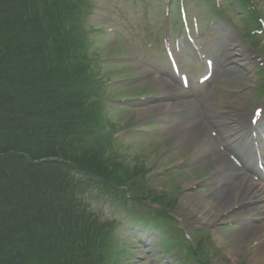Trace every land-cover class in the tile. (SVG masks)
<instances>
[{"label": "trees", "instance_id": "1", "mask_svg": "<svg viewBox=\"0 0 264 264\" xmlns=\"http://www.w3.org/2000/svg\"><path fill=\"white\" fill-rule=\"evenodd\" d=\"M227 1L257 19L253 0ZM87 2L0 0V264H131L130 230L100 209L125 205L143 227L157 212L146 202L164 201L126 170L122 108L102 106L119 99L105 86L116 65L88 51Z\"/></svg>", "mask_w": 264, "mask_h": 264}, {"label": "rangeland", "instance_id": "2", "mask_svg": "<svg viewBox=\"0 0 264 264\" xmlns=\"http://www.w3.org/2000/svg\"><path fill=\"white\" fill-rule=\"evenodd\" d=\"M188 1L184 10L188 14L190 36L203 49L205 57L215 63L211 79L206 86H200L196 81L205 74L207 68L199 63L191 50L184 49L187 41L179 35L182 24L178 3H175V14L170 24L174 29L171 30L167 25L168 17L164 14L166 4L168 5L166 0L161 5L158 0H88L90 16L86 22H89V28L94 27V30H89L86 35L91 43L88 51H99L102 59L100 63L111 62L116 65L113 70L114 79L105 86L114 90L113 96L119 99L108 98V101L102 104L103 110L106 114L113 115L116 110L112 105L122 108L123 122L119 125L124 127L125 122L129 121L130 126L127 128L136 131L131 137H138L142 142L139 144L128 140L129 134L115 137L122 150L134 156L126 155L132 160L126 170L131 171L133 167L145 170V173L141 174L147 180V183L142 184L143 189L144 185H147L157 195L163 194V197L174 199V204L170 201L168 213L180 221L184 233L211 229L212 235L206 233L201 234V238H196L197 242L203 240L201 244L210 249L209 264H260L254 262L258 257L257 249L261 246L260 243H254L247 237H243L244 241L238 240V236H243L242 232H245L246 236L252 232V235L256 234V221L251 218L254 214L252 204H261L260 201L250 199L248 203L252 209L246 207L230 213L228 211L231 209H228L226 215L223 213L224 215L218 216L216 222L210 220V216L216 214L221 207V200L215 191L217 170L208 165L205 159V155L208 156L212 148L227 149L222 135L218 138L211 135L212 131L218 133L216 125L212 124L213 111L219 110L221 114L216 122L228 124L222 126L223 131L231 128L240 136H244L248 128L246 118L253 114L256 107H260V88L264 87V76L257 72L264 68L257 63L258 52L253 50L252 44L241 34L257 27L255 23L246 25L240 17H235L225 7L222 9L223 15L213 16V11L225 5L223 0H196L195 3ZM202 2L209 5L208 10H203L200 6ZM258 2L263 8L264 1ZM227 18L232 20V24L228 23ZM175 28H178L177 32ZM117 36L121 38L120 46L115 41ZM168 39L171 41L168 43L169 47L175 51L176 62L192 80L188 89H184L181 82L171 75L166 44L163 45ZM177 43L179 45L176 46ZM107 47L111 51H105ZM257 51L264 54V40L258 44ZM253 55L256 60L252 58ZM130 61L133 64H129ZM237 65H244L246 68L244 70ZM122 68L123 70L119 71ZM108 71L111 72L112 68ZM123 74L132 76L123 78ZM168 83L174 87L173 90ZM140 96L144 98L138 99ZM189 103L198 108L197 117L186 120L170 118L169 114L174 109ZM239 123L242 124L241 127ZM203 124L212 126L210 130L205 131ZM127 128L124 130L127 131ZM197 133L199 139L193 144L190 136ZM146 137L150 138L145 141ZM123 144L128 146L127 149ZM195 149L202 151L200 157L195 154ZM203 173L210 175L201 179ZM187 195L203 197L213 212L206 211L193 199L187 202ZM239 200L240 195L236 192L234 201L238 203ZM100 211L105 218L122 223L120 230L126 233L124 217L128 211L127 206L116 208L107 204ZM237 214H241L242 218H238ZM222 217L227 219L223 220V226L222 220H219ZM152 220L156 228L153 234L160 238L159 232L167 233V239L177 242L163 253V258L156 260L147 248H137L132 264H181L187 260L188 263L194 264L187 258V248L179 242L183 238L177 226L170 227L167 231V227L158 225L159 217L152 215ZM123 238L128 240L130 246H137V240L134 241L129 232L124 234ZM194 242L197 244L195 240ZM240 245L246 247L245 253L233 254L231 248ZM214 252H217L219 257H216Z\"/></svg>", "mask_w": 264, "mask_h": 264}, {"label": "bare ground", "instance_id": "3", "mask_svg": "<svg viewBox=\"0 0 264 264\" xmlns=\"http://www.w3.org/2000/svg\"><path fill=\"white\" fill-rule=\"evenodd\" d=\"M165 83H166V81H165ZM160 84H161V82H159V85ZM168 84L171 87V90H173L174 87L170 83H168ZM212 115H213L212 118H214V116L216 115L217 117L215 119H217L219 117V112H215ZM196 135H193L192 137L190 136V141H194L193 144H195V141H197L199 139V138L197 139L199 134L197 136ZM230 141H231V139H229V142ZM240 154L244 155V153H241V152H240ZM211 158L213 159V160L209 161L211 165H216L217 167L222 166V165H227L228 170L231 169V166L228 164V162H226L225 158L223 157V155L221 153H215L213 156H211ZM250 170L252 171L251 168H250ZM224 172L225 171H223L222 173H224ZM217 188H218V190L221 188V191L219 193V198L221 200V204H220L221 207H219V210L216 211L217 212L216 214H213L212 216L209 215L210 216L209 219L216 222L218 216L220 217L228 209H231L232 207H235L238 204L240 206H242V208L247 207V208L252 209V207H253L252 212L254 211V214L251 215V218H253L254 222L256 221L255 222V226L257 227V231H255L256 234L252 235L253 234V232H252L251 234H248L246 236L245 232H242L241 234L243 236L242 237L238 236L239 237L238 240H239V242H240V240L244 241L242 239L247 237L248 240H249V238H251L254 243H260L261 246H259L257 249L258 257L256 260H254V262L264 264V242H262V240L264 238V185H261L259 183H255L251 180H248L243 176V174L238 173L235 176L234 180L231 181L228 179L226 183H223L221 185L218 184ZM236 192H238L241 195L240 201L238 203H236L234 201V194ZM192 199L196 202V204L200 203V207L204 208L206 211L209 210V211L213 212V210L208 207V202L207 201L205 202L203 197H194V196L187 195L185 200L187 202H190L188 200L192 201ZM249 199L259 200L261 204L259 205L257 203H253L252 207L249 204L245 205V203ZM186 201H184V202L186 203ZM237 215H238V218L239 217L242 218L241 214H237ZM245 248L246 247L245 246L243 247L242 245L236 246V247L231 248V252H233V254L234 253L243 254V253H245Z\"/></svg>", "mask_w": 264, "mask_h": 264}]
</instances>
